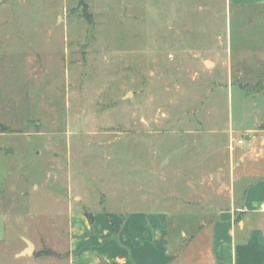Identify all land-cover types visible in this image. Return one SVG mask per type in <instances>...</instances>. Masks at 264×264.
Returning <instances> with one entry per match:
<instances>
[{
	"label": "rangeland",
	"instance_id": "obj_1",
	"mask_svg": "<svg viewBox=\"0 0 264 264\" xmlns=\"http://www.w3.org/2000/svg\"><path fill=\"white\" fill-rule=\"evenodd\" d=\"M263 124L264 5L0 0V264L66 244L70 206L209 178Z\"/></svg>",
	"mask_w": 264,
	"mask_h": 264
},
{
	"label": "crops",
	"instance_id": "obj_2",
	"mask_svg": "<svg viewBox=\"0 0 264 264\" xmlns=\"http://www.w3.org/2000/svg\"><path fill=\"white\" fill-rule=\"evenodd\" d=\"M234 147L229 145L230 159L216 160L209 178L191 173L181 188L165 185L109 211L73 213L70 206L66 244L59 248L54 239V247L38 248L24 237L33 251L24 254L25 243L14 258L29 264H264V138L250 139L236 156ZM202 179H211L208 194ZM238 180L245 182L239 189ZM44 248L55 254H42Z\"/></svg>",
	"mask_w": 264,
	"mask_h": 264
},
{
	"label": "trees",
	"instance_id": "obj_3",
	"mask_svg": "<svg viewBox=\"0 0 264 264\" xmlns=\"http://www.w3.org/2000/svg\"><path fill=\"white\" fill-rule=\"evenodd\" d=\"M83 2V1H82ZM83 5V4H82ZM87 16V18L89 17V19L91 20V16H89L88 14L86 15ZM262 128H264V124L262 125ZM0 130L2 131V132H5V131H7V127H5V126H2L1 128H0ZM90 219H91V217H90ZM42 254H44V255H52V254H55V252L53 251V250H51V249H44L42 252H41Z\"/></svg>",
	"mask_w": 264,
	"mask_h": 264
},
{
	"label": "water",
	"instance_id": "obj_4",
	"mask_svg": "<svg viewBox=\"0 0 264 264\" xmlns=\"http://www.w3.org/2000/svg\"><path fill=\"white\" fill-rule=\"evenodd\" d=\"M27 248L23 251L24 254H30L33 251V244L29 240H26Z\"/></svg>",
	"mask_w": 264,
	"mask_h": 264
},
{
	"label": "built area",
	"instance_id": "obj_5",
	"mask_svg": "<svg viewBox=\"0 0 264 264\" xmlns=\"http://www.w3.org/2000/svg\"><path fill=\"white\" fill-rule=\"evenodd\" d=\"M242 142H243V140H242V139H240V140H239V143H242Z\"/></svg>",
	"mask_w": 264,
	"mask_h": 264
}]
</instances>
